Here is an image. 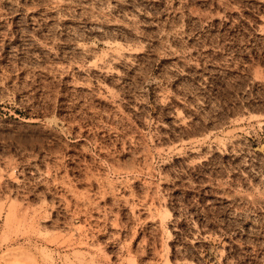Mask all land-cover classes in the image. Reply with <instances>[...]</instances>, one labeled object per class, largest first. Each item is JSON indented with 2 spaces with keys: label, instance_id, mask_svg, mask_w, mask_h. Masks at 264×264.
Listing matches in <instances>:
<instances>
[{
  "label": "rangeland",
  "instance_id": "374dc122",
  "mask_svg": "<svg viewBox=\"0 0 264 264\" xmlns=\"http://www.w3.org/2000/svg\"><path fill=\"white\" fill-rule=\"evenodd\" d=\"M0 264H264V0H0Z\"/></svg>",
  "mask_w": 264,
  "mask_h": 264
}]
</instances>
